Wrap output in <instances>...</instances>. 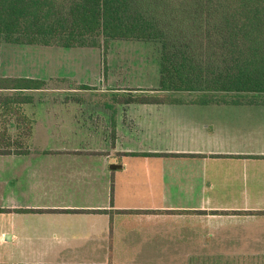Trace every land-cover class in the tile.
Listing matches in <instances>:
<instances>
[{
	"label": "crops",
	"instance_id": "0c3cea01",
	"mask_svg": "<svg viewBox=\"0 0 264 264\" xmlns=\"http://www.w3.org/2000/svg\"><path fill=\"white\" fill-rule=\"evenodd\" d=\"M64 84L27 92L30 152L0 155V264H133L117 248L138 218L154 224L151 241L168 236L174 219L213 229L243 221L264 243V228L250 226L264 219V105L128 115L134 105L109 107L124 90ZM43 94L66 103L54 115L29 113Z\"/></svg>",
	"mask_w": 264,
	"mask_h": 264
},
{
	"label": "trees",
	"instance_id": "16d2710c",
	"mask_svg": "<svg viewBox=\"0 0 264 264\" xmlns=\"http://www.w3.org/2000/svg\"><path fill=\"white\" fill-rule=\"evenodd\" d=\"M110 40L152 43L160 52L159 89L114 94V112L128 105H264V0H0V155L30 152L33 120L25 106L34 98L27 92L74 81L2 75V44L99 49Z\"/></svg>",
	"mask_w": 264,
	"mask_h": 264
},
{
	"label": "rangeland",
	"instance_id": "374dc122",
	"mask_svg": "<svg viewBox=\"0 0 264 264\" xmlns=\"http://www.w3.org/2000/svg\"><path fill=\"white\" fill-rule=\"evenodd\" d=\"M1 53V74L4 76L47 80L72 78L96 89L105 83L106 86L126 91L123 92L125 94L130 93L129 91L152 93L160 85V52L158 46L152 43L110 40L99 49L46 48L3 43ZM177 95L186 99L195 97V94L185 92ZM65 103V97L43 94L37 97L34 106L28 107V111L33 115H54L55 108L60 110ZM196 108L134 105L127 108L125 113L176 115L193 114L197 111H238ZM84 110L90 112L91 107L87 106ZM141 220L137 219L138 225L130 233L128 242L123 243L124 247L117 248V252L122 251L133 264H264L262 236H254L245 231L249 230V225L243 221H229L224 227L213 229L208 221L200 227L189 220L170 219L168 224L164 223V227H168V236L160 237L157 242L151 241L157 239L156 231L148 230L154 224ZM251 223L256 225L250 226L264 228V219ZM222 240L225 241L221 242Z\"/></svg>",
	"mask_w": 264,
	"mask_h": 264
},
{
	"label": "water",
	"instance_id": "95a60500",
	"mask_svg": "<svg viewBox=\"0 0 264 264\" xmlns=\"http://www.w3.org/2000/svg\"><path fill=\"white\" fill-rule=\"evenodd\" d=\"M113 168H121V166L114 165Z\"/></svg>",
	"mask_w": 264,
	"mask_h": 264
}]
</instances>
